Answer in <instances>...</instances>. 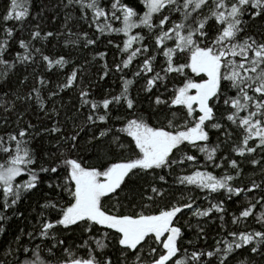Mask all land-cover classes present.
<instances>
[{
	"label": "snow or ice",
	"instance_id": "6c2138e0",
	"mask_svg": "<svg viewBox=\"0 0 264 264\" xmlns=\"http://www.w3.org/2000/svg\"><path fill=\"white\" fill-rule=\"evenodd\" d=\"M34 7L0 3V235L28 196L42 211L0 264H264V0H59L65 48L116 50L79 66L37 46L64 34L40 23L13 48Z\"/></svg>",
	"mask_w": 264,
	"mask_h": 264
},
{
	"label": "trees",
	"instance_id": "16d2710c",
	"mask_svg": "<svg viewBox=\"0 0 264 264\" xmlns=\"http://www.w3.org/2000/svg\"><path fill=\"white\" fill-rule=\"evenodd\" d=\"M35 2V7L32 9V16L36 15V11L39 9L41 4H46L47 8L44 13L43 19L42 20H31L30 17V23H26L22 31H17L16 33V40L12 42L13 48L16 49L18 48V43L16 42L20 38L28 39L29 33L34 29L36 23H40L42 31H48L51 30L54 33H64L63 35H59L57 39H52L50 43L45 42L42 45L38 44V47H43V50L45 51L46 54H49L51 56H58L60 54H64L66 57L71 51L72 58L76 61L77 66H79L82 63H85L87 60H91L92 56L95 54V52L98 51H108L109 56H108V61L111 64L112 63V57L113 53L116 51L115 49H112L110 47H106L105 44L102 42L99 44L98 48H74V47H69L65 48L64 47V41L67 37V32L65 31V10L63 9H58L57 4L59 3V0H34ZM126 2L133 4L134 6L138 4V0H126ZM0 3H2V0H0ZM3 9L0 8V13H2ZM79 13L78 12H73L72 18L67 21L68 26L71 28L73 32H79V31H88L91 33L93 29H89L86 24H84L83 21L78 19ZM13 22H9L11 24ZM17 28H19V25H17ZM2 35V33H0ZM74 39L75 37H71ZM114 39L116 37H113ZM36 70L43 72L44 69L40 68L39 65L34 66ZM71 70V65H69L67 68H65L63 71L68 72ZM99 63H94V65H89V76H95V74L99 71ZM34 69L33 68H28L27 72H24L23 67L20 68V75L23 77V75H28L29 76V81L26 86H22V90L24 87H30L32 84V79L31 76L33 74ZM46 76L51 77L53 81L57 79V76H53L51 73H45ZM128 78H131V75H129ZM59 79H63V76H60ZM114 77H109L107 80V86L119 90L121 85L120 81L118 79H115ZM61 95L64 97L63 103L67 106V111L69 114L71 113L72 105H75L77 103V97L76 94L72 91H67L64 93H61ZM57 106H59V99H57ZM31 120L32 123H35L37 125L40 124V120L37 117V115L34 112H29L27 116H25V121ZM51 123H54L52 121ZM0 134H3L0 132ZM216 137L215 134L212 135V140L215 141ZM236 159L240 160L241 158L235 157ZM200 162L203 163V157L200 158ZM226 163V162H225ZM242 167L245 168V171L249 174L252 175L251 172V166L248 165L246 162L242 163ZM209 171H213L214 174L219 175L221 174L224 169H208ZM179 171V168L177 169ZM193 171L192 168L187 169V173L190 174ZM258 176V173H257ZM169 179V182L171 183L172 177L169 176L167 177ZM193 194H198L201 198L199 199V203L207 206L206 202L203 200V193H198V190H193ZM41 199V194H36V195H30L28 196L27 199L23 200L21 203L18 204L17 209L18 212H22L23 216L17 219L15 216L13 219L9 220L7 222V234L6 235H0V259H3V249H5L8 244H10L13 240V237L17 234H19V230L21 228L25 229L26 231H31L33 230V226L37 224V216L42 209H40L39 204L42 203ZM229 207L232 210L236 209V205L231 204L229 202ZM54 218V217H53ZM187 219V217H185ZM218 224L219 222L217 221L215 224H211L208 227V231L211 234H215L216 231L218 230ZM258 227V225L256 226ZM189 235H191L189 233ZM69 244L73 242L74 237L67 235L64 237ZM24 240L27 242V237H24ZM33 243H39V241H35ZM8 259H11L9 257Z\"/></svg>",
	"mask_w": 264,
	"mask_h": 264
}]
</instances>
